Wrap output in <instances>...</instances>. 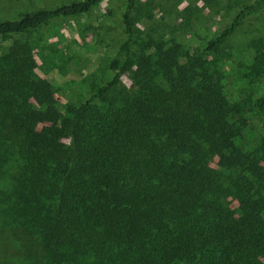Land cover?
Returning a JSON list of instances; mask_svg holds the SVG:
<instances>
[{
	"label": "trees",
	"instance_id": "16d2710c",
	"mask_svg": "<svg viewBox=\"0 0 264 264\" xmlns=\"http://www.w3.org/2000/svg\"><path fill=\"white\" fill-rule=\"evenodd\" d=\"M101 1L0 20V38ZM140 1L124 5L110 77L60 114L28 44L0 52V173L11 181L12 222L0 224V264H264V136L241 144L245 105L229 100L208 58L261 4L241 8L200 50L149 40L134 53ZM38 58L49 73L52 44ZM249 69L264 74L262 47ZM249 104L263 114L264 94Z\"/></svg>",
	"mask_w": 264,
	"mask_h": 264
},
{
	"label": "rangeland",
	"instance_id": "374dc122",
	"mask_svg": "<svg viewBox=\"0 0 264 264\" xmlns=\"http://www.w3.org/2000/svg\"><path fill=\"white\" fill-rule=\"evenodd\" d=\"M70 1L73 0H0V20H13L25 12ZM256 1L259 0H141L139 11L133 14V52L138 51L139 44L149 40L165 44L177 42L200 50L226 28L241 8ZM125 3L126 0H102L80 16L51 21L27 33L0 38V52L15 39L28 44L35 63L34 73L53 86L55 105L50 112L60 114L66 104L81 105L90 92L110 77L107 61L124 39L121 15ZM48 44H52L55 63L45 74L38 51ZM259 47L264 50V0L216 52L208 55L210 61H218L229 100L245 105L235 122L242 119L245 124L241 140L245 148L253 147L264 136V113L258 115L249 104V100L264 94V74L256 78L248 76ZM122 82L129 86L126 76ZM209 165L216 167L213 160ZM10 182L7 171L0 173V224L9 221L5 218L4 208L11 194ZM5 226L12 227V222ZM8 233L10 241L6 243L13 247L14 242L20 248V242ZM13 250L8 249L9 256Z\"/></svg>",
	"mask_w": 264,
	"mask_h": 264
},
{
	"label": "flooded vegetation",
	"instance_id": "af4514ba",
	"mask_svg": "<svg viewBox=\"0 0 264 264\" xmlns=\"http://www.w3.org/2000/svg\"><path fill=\"white\" fill-rule=\"evenodd\" d=\"M253 4H263V0L256 1Z\"/></svg>",
	"mask_w": 264,
	"mask_h": 264
}]
</instances>
